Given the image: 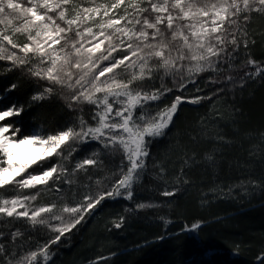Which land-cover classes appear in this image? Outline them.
<instances>
[{"label": "trees", "instance_id": "16d2710c", "mask_svg": "<svg viewBox=\"0 0 264 264\" xmlns=\"http://www.w3.org/2000/svg\"><path fill=\"white\" fill-rule=\"evenodd\" d=\"M100 3L110 1L96 0ZM73 4L93 6L90 0H73ZM240 28L246 35L236 32L240 47L231 70L224 64L225 70L220 73L201 72L183 89L178 87V77L174 83L173 76H165L163 71L135 84L151 92L161 87L163 76V84L172 91L149 108L154 114L181 96L173 123L150 144L147 168L133 186V199H106L94 214H86L81 224L65 234L67 239L62 237L58 244L50 245L49 264H257L258 257L264 255V74L250 78L245 73L255 71L247 65L249 58L264 66V13L252 12L246 22L241 16ZM13 39L19 44L26 42L22 35ZM29 67H14L11 61L0 60V96L4 97L0 111L13 105L24 109L2 124L19 128L17 136L22 138L35 133L54 134L80 116L91 123L92 106L73 104L70 108L69 93L59 86L44 99L34 101L32 97L50 84L32 76ZM119 71V78H128L122 69ZM227 75L234 80L225 82ZM11 85L16 87L7 91ZM197 96L202 99L191 103ZM73 147L77 151L65 164L69 172L77 161L91 157L93 152L99 153L102 165L69 176L72 185L64 183L60 192L51 182L47 187L38 186L36 206L55 203L59 214L65 203L74 207L85 195L111 189L115 180L106 177L117 171L122 156L106 153L97 142ZM209 154L213 156L211 162L206 159ZM59 162L60 158L53 156L44 166ZM160 167L164 169L162 179ZM97 180L101 181L99 185ZM174 190L173 196L162 195ZM7 194L14 193L9 190ZM24 194L36 193L26 190ZM138 204L156 207L138 209ZM121 217L124 221L117 229L115 223ZM64 219L68 220L67 214ZM197 222L201 226L196 232L182 231ZM17 230L22 235L13 241L11 233ZM0 232V244L5 246L0 264H7L9 259L15 264V259L36 251L56 235L47 226L6 217H0Z\"/></svg>", "mask_w": 264, "mask_h": 264}, {"label": "snow or ice", "instance_id": "6c2138e0", "mask_svg": "<svg viewBox=\"0 0 264 264\" xmlns=\"http://www.w3.org/2000/svg\"><path fill=\"white\" fill-rule=\"evenodd\" d=\"M90 2L93 6L84 7L73 4V0H26L25 3L0 0V25H3L0 60L11 61L14 67L30 65L32 76L50 84L32 99L42 100L53 92L54 86H59L68 91L70 108L73 104L92 106L91 123L80 116L72 125L46 137L33 134L18 138L19 128L0 125V217L23 219L33 226H47L56 233L54 239L36 251L15 259V264H49L50 245L58 244L62 237L67 239L65 234L81 224L86 214H94L106 199H133V186L140 182L147 168L150 144L165 134L182 102V97L176 96L170 106L153 114L149 105L160 101L172 89L163 84V76L161 87L151 92L138 89L135 84L151 80L154 73L163 71L165 76H173L174 83L178 77V87L183 89L187 83H194V77L201 72L220 73L225 70L224 64L231 70L234 54L240 47L236 32L246 35L240 28L241 16L246 22L252 12L264 13V0ZM13 20L19 23L14 24ZM18 35L26 42H15L13 36ZM243 43L247 47L246 39ZM247 65L255 71L245 76L254 78L264 74V66L259 62L249 58ZM120 69L128 74L127 79L119 78ZM224 80L232 82L234 77L227 75ZM15 87L11 85L7 91ZM201 99L197 96L190 102L198 103ZM23 111L15 105L8 107L0 111V121L19 116ZM90 142L99 143L110 155L122 156L117 171L106 177L115 180L111 189L85 195L74 207L65 203L59 214L55 203L36 206L34 202L40 195L38 186L47 187L51 182L58 185L55 190L60 192L64 183L72 185L69 176L87 172L89 166L102 165L99 153L93 152L91 157L77 161L71 172L65 167L77 151L73 145ZM22 146H31L35 154L22 150ZM53 156L59 157L60 162L45 167ZM206 159L211 162L213 156L209 154ZM163 174L164 169L160 167L161 179ZM95 183L99 185L101 181ZM9 190L14 194L8 195ZM26 190H35L36 194L25 195ZM174 194L175 190L162 193ZM123 221L121 217L115 227L119 229ZM200 226L199 222L193 223L182 231L196 232ZM21 235L19 230L11 233L13 241ZM4 252L5 246L0 244V253ZM11 255L15 257V253ZM7 264H13V260L9 259ZM257 264H264V255L258 257Z\"/></svg>", "mask_w": 264, "mask_h": 264}, {"label": "rangeland", "instance_id": "374dc122", "mask_svg": "<svg viewBox=\"0 0 264 264\" xmlns=\"http://www.w3.org/2000/svg\"><path fill=\"white\" fill-rule=\"evenodd\" d=\"M109 1H110V3L113 2V0H109ZM19 2H21V3H25L26 0H19ZM110 3H109V4H110ZM119 14H123V13L121 12V13H119ZM0 125H4V124H2L1 121H0ZM10 132H11V130H10ZM10 132L7 133V134L10 135ZM35 134H39V135H41V136H45V137L47 136V135H43V134H40V133H35ZM22 150L30 151V152H32L33 154H35V149L32 148L31 146H22Z\"/></svg>", "mask_w": 264, "mask_h": 264}]
</instances>
